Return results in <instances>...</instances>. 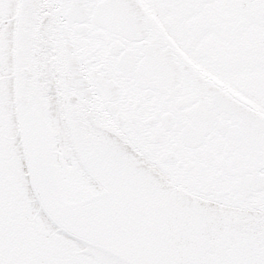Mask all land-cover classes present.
Instances as JSON below:
<instances>
[{
  "label": "snow or ice",
  "instance_id": "snow-or-ice-1",
  "mask_svg": "<svg viewBox=\"0 0 264 264\" xmlns=\"http://www.w3.org/2000/svg\"><path fill=\"white\" fill-rule=\"evenodd\" d=\"M0 264H264V0H0Z\"/></svg>",
  "mask_w": 264,
  "mask_h": 264
}]
</instances>
